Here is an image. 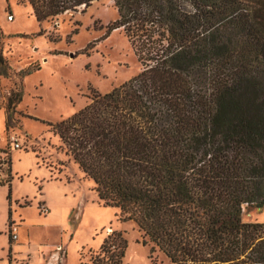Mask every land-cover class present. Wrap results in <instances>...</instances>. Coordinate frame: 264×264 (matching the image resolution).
Wrapping results in <instances>:
<instances>
[{
	"label": "trees",
	"instance_id": "trees-1",
	"mask_svg": "<svg viewBox=\"0 0 264 264\" xmlns=\"http://www.w3.org/2000/svg\"><path fill=\"white\" fill-rule=\"evenodd\" d=\"M96 1L26 0L38 23ZM112 1L102 38L122 30L141 72L47 126L150 259L264 264V223L243 221L264 206V0ZM126 247L109 237L92 264H122Z\"/></svg>",
	"mask_w": 264,
	"mask_h": 264
},
{
	"label": "rangeland",
	"instance_id": "rangeland-1",
	"mask_svg": "<svg viewBox=\"0 0 264 264\" xmlns=\"http://www.w3.org/2000/svg\"><path fill=\"white\" fill-rule=\"evenodd\" d=\"M116 19L112 0L42 23L26 0H0V51L11 69L0 76V146L10 136L22 144L9 153L18 175L9 161L10 183L0 185V253L6 241L5 249L29 240L33 254L39 247L53 251L46 264H92L110 237L127 243L122 264H172L158 251L149 258L135 224L99 202L93 183L47 126L81 110L93 92L108 93L141 72L122 30L102 38ZM243 221L264 223V206L243 210Z\"/></svg>",
	"mask_w": 264,
	"mask_h": 264
},
{
	"label": "crops",
	"instance_id": "crops-1",
	"mask_svg": "<svg viewBox=\"0 0 264 264\" xmlns=\"http://www.w3.org/2000/svg\"><path fill=\"white\" fill-rule=\"evenodd\" d=\"M11 166H12V172L14 175H18L14 170H13V164L11 161ZM14 181H11V188L13 185ZM3 187V186H0ZM6 187V186H4ZM8 189V187H7ZM22 228V227H21ZM5 231V224H4V228L3 231L1 232L2 234L5 235L4 233ZM6 239L7 236L5 235ZM7 245V241L5 246ZM29 240H25V242H20L19 239V243L12 245L11 248L9 246H7V248L5 249V246L2 248V252L0 253V264H46V260L48 261V259L50 258V253L53 251H49L47 250V247H39L40 250L37 252V254H33L32 252H30L29 250ZM58 249V247L56 248V250ZM55 252V251H54ZM44 255V256H43ZM54 256V255H53ZM48 257V258H44ZM48 264H52L49 263Z\"/></svg>",
	"mask_w": 264,
	"mask_h": 264
},
{
	"label": "built area",
	"instance_id": "built-area-1",
	"mask_svg": "<svg viewBox=\"0 0 264 264\" xmlns=\"http://www.w3.org/2000/svg\"><path fill=\"white\" fill-rule=\"evenodd\" d=\"M9 21H12V17H9ZM2 138L0 135V142ZM22 144L19 142V140L14 137L10 136L8 138V141H5V144L0 146V185L3 183H10L11 180V171L9 166L10 151H19L21 149ZM11 237L13 240L17 239L16 236V229H13V234H11Z\"/></svg>",
	"mask_w": 264,
	"mask_h": 264
}]
</instances>
